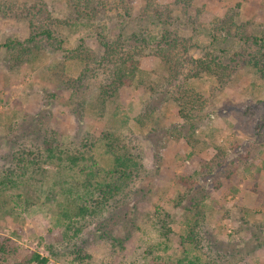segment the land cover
Instances as JSON below:
<instances>
[{"label": "rangeland", "instance_id": "374dc122", "mask_svg": "<svg viewBox=\"0 0 264 264\" xmlns=\"http://www.w3.org/2000/svg\"><path fill=\"white\" fill-rule=\"evenodd\" d=\"M41 1L55 20L70 14L64 0H0V10L4 11L0 13V171L14 166L12 154L17 150L39 148L48 137L57 140L61 148L89 151L97 165L107 170L112 157L105 154L101 135L116 132L129 140L132 154L140 158L141 169L129 190L131 197L137 190L146 189L147 193L135 200L132 221L126 223V215L121 213L114 221L106 215L85 223L78 241L85 242L80 254L91 258L80 261L70 247L71 240L60 239L56 230L62 200L50 193H59L66 183L60 182L58 165L43 163L37 173L47 184L39 199L26 202L23 196L19 198L20 190L9 189L0 200V206L5 204L0 209V264H25L31 254H38L46 264H175L183 252L181 238L187 237L195 220L209 233L207 238L211 235L231 242L225 244L228 253L218 264H264V78L250 67L240 66L221 88L210 77L192 79L191 87L208 106L190 129L178 118L175 104L153 93L156 86L160 87L157 92L163 90L168 74L160 60L145 51L139 59V73L101 107L98 93L105 74L98 71L95 77L77 84L81 86L65 85L59 79L74 80L82 71L80 62L68 59L67 50L86 38L89 30L85 28L60 27L59 38L65 41L66 50L38 54L14 69L10 67L1 46L7 39L27 38L28 23L18 10ZM174 1L128 0L131 9L138 12L147 4L172 7ZM191 1L194 8L215 18L238 8L236 23L264 29V0ZM8 9L13 13L6 12ZM171 9L180 20L172 27L181 36L191 37L199 27L186 24L179 11ZM118 20L114 12L102 11L95 24H105L108 37L113 39L119 33ZM152 21H129L121 33L123 37L134 31L158 33ZM200 32L192 39L201 46L206 39L205 31ZM84 42L101 54L94 38ZM198 47L190 50L194 58L202 56ZM221 47L230 57L240 45L228 40ZM151 103L158 109L148 119ZM139 116H146L143 125L136 122ZM68 173L62 176L67 178ZM191 203L197 207L187 212ZM156 209L170 215L167 236L154 227ZM193 212L201 215L196 218ZM199 235L202 256L209 254L205 234Z\"/></svg>", "mask_w": 264, "mask_h": 264}, {"label": "trees", "instance_id": "16d2710c", "mask_svg": "<svg viewBox=\"0 0 264 264\" xmlns=\"http://www.w3.org/2000/svg\"><path fill=\"white\" fill-rule=\"evenodd\" d=\"M64 1L70 14L63 20L53 19L45 2L22 5L17 14L26 19L29 34L22 41L7 39L1 48L5 49L9 65L14 69L27 58L66 50L65 41L59 38L60 27L80 26L89 30L85 39L94 38L101 54L98 55L99 53L87 46L85 39H80L78 46L67 52L70 54L69 60H76L83 65L82 71L74 80L62 76L59 79L65 85L76 86L91 76L95 77L98 71L105 74L98 93V104L101 107L112 101L119 90L127 86L126 82L139 73V59L144 56L145 51L157 57L160 66L165 67L168 74L163 83V90L157 92L160 87L156 86L157 89L152 88L153 93L163 96L162 101H171L175 104L178 118L190 129H194L195 123L208 106L202 95L191 87L192 79L210 77L221 88L226 85L231 73L240 66L250 67L258 77L264 78V29L257 26L254 30L246 22L236 23L239 16L238 8L228 9L221 18H215L194 8L191 0H175L172 7L179 11L185 23L199 27L194 30L191 37H183L177 28L172 27L175 21H180L174 16L172 7L160 8L147 4L143 11L138 12L131 9L128 0H119L117 4L107 0ZM7 11L13 13L9 9ZM102 11L114 12L119 17L116 25L119 33L113 39L108 37L105 24H95ZM0 13L4 11L0 10ZM139 18L146 20L151 18L154 21L152 25L156 26L158 33L134 31L130 36L123 37L121 30L125 24ZM200 29L205 31L203 35L206 39L205 44L201 46L196 39H192L198 33L202 34ZM228 40L240 45L239 50L234 51L230 57L227 50L221 47ZM197 47L202 49L203 53L201 57L194 58L190 50ZM158 106L151 103L148 119H151L150 115ZM145 118L146 116L144 119L139 116L136 122L143 125ZM101 137L104 141L105 154L112 157V166L107 170L97 165L89 151L77 150L74 147L61 148L57 140L48 137L44 138L39 148L17 150L12 154L14 166L9 170L0 171V200L6 195V191L11 189L20 190L22 194L18 195L19 198L23 196L28 202L29 198L39 199L38 194L42 192L44 184H47L37 173L42 164L58 165V177H62L60 182L66 183V186L59 193H50L53 197L59 195L62 200V204L58 206L56 230L60 231V239L71 240L70 247L80 261L91 258L88 254L83 256L80 254L83 253L85 242L78 241L85 223L90 219L97 222L106 215H109L108 220L114 221L121 213H125L126 223L132 221L135 200L139 201V198L147 193L146 189L137 190L136 193L132 192L133 198L129 192L141 169L140 158L132 154L134 148L129 140L121 134L108 131L103 132ZM82 147L85 148V145ZM75 170L78 173L76 176L73 174ZM63 172L72 173H68L69 180L65 175L62 176ZM4 205L2 204L0 209H3ZM196 205L191 203L186 211L192 212L191 209ZM155 212L154 227L163 237L167 236L170 233L168 228L170 215L159 209ZM193 213L196 214V218L201 215L200 212ZM196 222L197 220L190 224L187 237L181 238L179 246L183 248V252L175 264H218L217 261L228 253L225 244L231 242L216 240L211 235L207 238L209 233L205 229L202 230ZM199 232L205 234L207 240L205 246L209 254L203 256ZM46 263L47 261L38 254H31L25 264Z\"/></svg>", "mask_w": 264, "mask_h": 264}]
</instances>
